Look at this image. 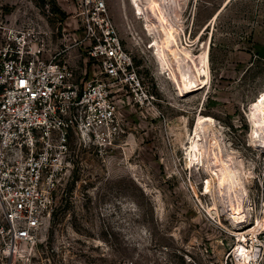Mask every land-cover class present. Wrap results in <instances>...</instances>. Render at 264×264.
Instances as JSON below:
<instances>
[{"label":"rangeland","instance_id":"1","mask_svg":"<svg viewBox=\"0 0 264 264\" xmlns=\"http://www.w3.org/2000/svg\"><path fill=\"white\" fill-rule=\"evenodd\" d=\"M153 1L191 57L173 69L142 6L107 0L142 89L108 79L117 132L105 145L71 136L50 214L34 240H2L0 264H241V244L255 249L250 264H264V227L249 230L264 215V135L250 117L264 95V0ZM67 3L77 6L19 0L10 11L16 24L60 27L59 37L75 13ZM52 44L78 80L103 76L84 44ZM188 74L204 83L179 87Z\"/></svg>","mask_w":264,"mask_h":264},{"label":"built area","instance_id":"2","mask_svg":"<svg viewBox=\"0 0 264 264\" xmlns=\"http://www.w3.org/2000/svg\"><path fill=\"white\" fill-rule=\"evenodd\" d=\"M102 77L78 80L63 50L48 53V29L0 21V249L35 239L70 161L71 136L105 145L118 130L108 79L142 82L107 0H72ZM48 8L49 5L46 4ZM1 256V252H0Z\"/></svg>","mask_w":264,"mask_h":264},{"label":"bare ground","instance_id":"3","mask_svg":"<svg viewBox=\"0 0 264 264\" xmlns=\"http://www.w3.org/2000/svg\"><path fill=\"white\" fill-rule=\"evenodd\" d=\"M136 1L142 6V9L144 12V20L146 21V24L149 27L151 33L154 35V37L157 36V38H158L160 47L163 50V53H164L163 55L165 56L167 64L172 66V68L174 69V63H175L176 58H181V60H182V58L187 59V58L191 57V51L188 48H186L184 42L182 41L181 32L176 28L169 27L165 23L155 20L154 16L152 15L153 13H155V12H153L155 5H156L154 3V1L153 0H136ZM192 60H193V58H192ZM185 65H186V63H185ZM194 65L195 64H193V66ZM190 66H192V65H190ZM176 72H178V71H176ZM203 83H204V81L201 80L200 78H196V77H193L192 75L188 74V77L185 78L184 81H182L179 84V87L183 85V87H185L187 90H189V89L193 90L195 88L200 87ZM182 90H184V89H182ZM250 117H251V120H252L253 125H254L255 134L257 136H263L264 135V95L260 96L256 101L252 102ZM205 125L203 126V129H205ZM230 171H232V169ZM232 173L230 175L234 174V173L233 174ZM234 175H233V177H234ZM236 177H237V174L234 178H236ZM234 181H235V179H234ZM234 181H232V182L234 183ZM260 227H264V215L258 220L257 224L249 230L256 231ZM235 252L240 253V255L242 254L240 257L241 261H239V262H241V264H250L249 257H255V249L254 248L251 249V248L247 247L245 244H241L240 246H238L236 248Z\"/></svg>","mask_w":264,"mask_h":264},{"label":"crops","instance_id":"4","mask_svg":"<svg viewBox=\"0 0 264 264\" xmlns=\"http://www.w3.org/2000/svg\"><path fill=\"white\" fill-rule=\"evenodd\" d=\"M19 0H0V21H15L16 20V13L10 11V7H12L14 4L16 5ZM46 2L48 0H45ZM47 4V3H46ZM69 7L73 8V11L75 13L70 14L66 17H63L61 19L60 24L61 26V32L62 36L58 37L57 31L60 29V27L51 28L48 27V40L51 42L52 50L55 47V45L52 44V41L54 44H57L58 41L73 39L74 37L78 38L84 35L83 29H81L80 24V17L78 16V13H76V7L72 5V3H67L62 5V9L66 10ZM67 12H70V10H67ZM66 50V48H65ZM68 50V49H67ZM71 50H68L69 53ZM64 52V49H63ZM48 53H52L51 49L48 50ZM65 57H67V53H62ZM68 58V57H67ZM69 59V58H68ZM70 60V59H69Z\"/></svg>","mask_w":264,"mask_h":264}]
</instances>
